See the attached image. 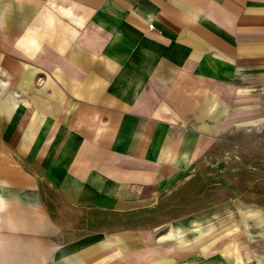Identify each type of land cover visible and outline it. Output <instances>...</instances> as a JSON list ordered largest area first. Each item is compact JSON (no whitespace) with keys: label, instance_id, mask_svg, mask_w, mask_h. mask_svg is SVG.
Segmentation results:
<instances>
[{"label":"crops","instance_id":"0c3cea01","mask_svg":"<svg viewBox=\"0 0 264 264\" xmlns=\"http://www.w3.org/2000/svg\"><path fill=\"white\" fill-rule=\"evenodd\" d=\"M0 264H264V0H0Z\"/></svg>","mask_w":264,"mask_h":264},{"label":"rangeland","instance_id":"374dc122","mask_svg":"<svg viewBox=\"0 0 264 264\" xmlns=\"http://www.w3.org/2000/svg\"><path fill=\"white\" fill-rule=\"evenodd\" d=\"M225 148H229V146L218 148L217 153L209 160L215 163L214 166L208 168V165H206V168H203L200 172L201 193L204 194L205 200L209 201V197L213 195L216 196L217 200L222 199L224 193H230L233 189L235 190L234 193L241 192V163L251 159L248 155L241 154L240 151L233 152L232 156L227 157L225 153H220ZM246 171L245 169V178L249 179ZM174 221L171 225L176 224V220Z\"/></svg>","mask_w":264,"mask_h":264},{"label":"built area","instance_id":"2783aa9c","mask_svg":"<svg viewBox=\"0 0 264 264\" xmlns=\"http://www.w3.org/2000/svg\"><path fill=\"white\" fill-rule=\"evenodd\" d=\"M150 28H153V25H151Z\"/></svg>","mask_w":264,"mask_h":264},{"label":"bare ground","instance_id":"6f19581e","mask_svg":"<svg viewBox=\"0 0 264 264\" xmlns=\"http://www.w3.org/2000/svg\"><path fill=\"white\" fill-rule=\"evenodd\" d=\"M42 252V251H41ZM29 254V253H28Z\"/></svg>","mask_w":264,"mask_h":264}]
</instances>
